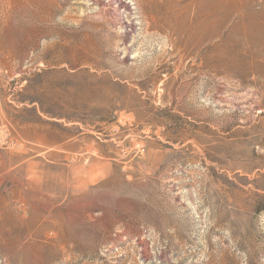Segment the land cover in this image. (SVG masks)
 Wrapping results in <instances>:
<instances>
[{
  "label": "rangeland",
  "instance_id": "rangeland-1",
  "mask_svg": "<svg viewBox=\"0 0 264 264\" xmlns=\"http://www.w3.org/2000/svg\"><path fill=\"white\" fill-rule=\"evenodd\" d=\"M0 264H264V0H0Z\"/></svg>",
  "mask_w": 264,
  "mask_h": 264
},
{
  "label": "bare ground",
  "instance_id": "bare-ground-1",
  "mask_svg": "<svg viewBox=\"0 0 264 264\" xmlns=\"http://www.w3.org/2000/svg\"><path fill=\"white\" fill-rule=\"evenodd\" d=\"M177 28V27H176ZM177 31V30H176ZM184 31V30H183ZM176 33V32H175Z\"/></svg>",
  "mask_w": 264,
  "mask_h": 264
}]
</instances>
